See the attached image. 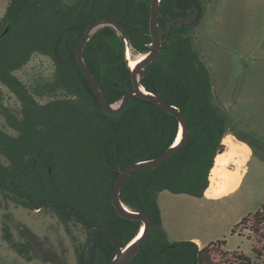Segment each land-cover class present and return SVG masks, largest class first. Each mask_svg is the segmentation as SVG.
Returning <instances> with one entry per match:
<instances>
[{
    "label": "trees",
    "instance_id": "1",
    "mask_svg": "<svg viewBox=\"0 0 264 264\" xmlns=\"http://www.w3.org/2000/svg\"><path fill=\"white\" fill-rule=\"evenodd\" d=\"M151 4V0H74L69 4L9 0L0 19V37L8 29L0 39V114L17 132L14 136L0 128V155L6 159V163L0 161V210L10 203L49 210L69 235H73L72 225H83L87 239L76 249L78 264H89L100 229L108 230L120 247L137 237L142 222L118 215L112 203L114 182L129 166L161 156L180 133L175 115L137 96L120 114H107L77 60L79 41L90 25L103 19L119 23L126 40L105 26L94 32L82 52L108 103L119 104L133 88L127 50L145 55L152 48ZM193 10L198 18L186 24ZM204 16L202 0L160 2L162 48L147 66L142 85L185 115L189 139L162 166L134 173L121 187L125 206L145 210L152 221L150 238L128 264L252 262L242 253L222 250L225 241L203 248L193 241L171 242L163 227L160 193L204 198L215 158L225 151L223 140L234 135L231 117L218 101L211 71L195 45L193 31ZM180 20L182 26L177 25ZM169 22L174 24L165 41ZM35 54L48 57L55 67L53 81L41 91L61 96L46 103L15 75ZM2 87L20 102V115L5 106ZM247 224L256 234L264 230V205L243 218L232 234ZM3 230L12 247L29 253L30 241L19 247L11 240L8 225ZM253 251L256 258H264L256 243ZM116 253L109 238L100 233L93 264H110Z\"/></svg>",
    "mask_w": 264,
    "mask_h": 264
},
{
    "label": "rangeland",
    "instance_id": "2",
    "mask_svg": "<svg viewBox=\"0 0 264 264\" xmlns=\"http://www.w3.org/2000/svg\"><path fill=\"white\" fill-rule=\"evenodd\" d=\"M63 1L69 4L74 0ZM202 2L205 16L193 31L196 48L211 71L218 101L231 117L233 134L245 140L256 154L248 163L243 185L231 197L209 201L206 197L162 192L159 201L165 229L170 241H192V238L205 244L225 241L222 250L242 253L252 260L251 264H264V258H256L253 251L256 243L264 253V230L256 234L247 224L232 234L243 218L264 205V0ZM8 4L9 0H0V16ZM127 56L129 60L142 57L130 50ZM54 74L52 61L40 54L15 72L41 103L61 96L41 91L42 86L53 81ZM2 89L5 106L20 115V102L7 88ZM0 128L17 135L1 114ZM0 161L6 163L1 155ZM5 224L11 240L19 247L31 242L29 253H20L5 239ZM71 230L73 235L66 232L49 210L4 204L0 210V264H78L76 249L85 243L87 232L81 224L72 225Z\"/></svg>",
    "mask_w": 264,
    "mask_h": 264
},
{
    "label": "water",
    "instance_id": "3",
    "mask_svg": "<svg viewBox=\"0 0 264 264\" xmlns=\"http://www.w3.org/2000/svg\"><path fill=\"white\" fill-rule=\"evenodd\" d=\"M151 19H150V33L152 37V45L151 51L144 55V58L140 60V62L132 69V80H133V88L130 89L123 97L122 101L117 105H111L108 103L105 93L103 90L97 85L89 67L86 65L83 59V47L89 41L90 37L94 34V32L102 27L110 26L116 29L126 40V33L124 29L119 25L116 20L111 19H103L98 20L89 26L86 30L84 36L79 41L77 47V60L82 66L85 76L88 80L90 87L94 90V92L99 97V102L103 107L104 111L109 115H117L124 111L127 107L129 100L133 96H137L142 99L149 100L156 104L158 107L164 109L165 111L175 115L180 123V131L182 133L181 140L176 142L172 147L166 150L161 156L156 159L136 163L128 168H126L120 176L116 179L113 186V194H112V203L114 208L116 209L118 215L124 219L140 221L142 222V226H144V233L139 240H133L125 247H120L117 245L115 238L112 234L105 229H100L97 233V237L92 244V249L89 257V264H93L94 262V254L98 242V236L100 233L105 234L110 242L116 247L117 253L115 258L110 262V264H128L140 251L142 245H144L148 239L150 238L152 231V221L150 216L145 212V210L141 209L140 211H132L121 201L120 198V190L127 178L133 175L136 172H140L143 170H152L162 166L172 155L182 149L189 139V128L188 122L185 115L176 107L169 105L164 99L159 96H156L148 91L142 85V80L147 72V66L151 64L159 55L162 48V35L159 29V14H160V2L161 0H151ZM197 16V12H194L192 15V20L185 22L186 24H191ZM174 22H169L166 31L167 40L169 31L173 26ZM183 22L177 24L178 26H182ZM8 29L3 33L1 37L7 34ZM0 37V39H1ZM129 60V59H128ZM130 62V61H129ZM131 67V66H130ZM141 226V228H142ZM141 230V229H140ZM138 236V235H137Z\"/></svg>",
    "mask_w": 264,
    "mask_h": 264
},
{
    "label": "bare ground",
    "instance_id": "4",
    "mask_svg": "<svg viewBox=\"0 0 264 264\" xmlns=\"http://www.w3.org/2000/svg\"><path fill=\"white\" fill-rule=\"evenodd\" d=\"M143 58L144 55L137 60L130 59L131 68H135ZM181 136L180 131L176 142L181 140ZM223 144L225 145V151L215 158L214 167L209 176L210 185L205 192L207 199L220 198L234 193L241 183L246 165L250 160L251 149L233 135H227L223 140ZM143 233L144 226H142L135 240H139Z\"/></svg>",
    "mask_w": 264,
    "mask_h": 264
},
{
    "label": "crops",
    "instance_id": "5",
    "mask_svg": "<svg viewBox=\"0 0 264 264\" xmlns=\"http://www.w3.org/2000/svg\"><path fill=\"white\" fill-rule=\"evenodd\" d=\"M6 9H7V8H6ZM5 12H6V10L3 11L2 15L0 16V18H2V17L4 16ZM234 137H235V136H234ZM235 138H236V137H235ZM236 139H237V138H236ZM237 140H238V139H237ZM239 141H240V140H239ZM241 142L245 143V144L249 147V149H251V151H252V147H251L248 143H246L245 141H241ZM252 157H253V151L251 152L250 160L252 159ZM250 160H249V161H250ZM248 163H249V162H248ZM247 168H248V164L246 165V170H245V172H244V174H243V176H242L241 183H240L238 189H237L234 193H231V194H229V195H227V196H223V197H220V198L208 199V200H209V201H219V200L225 199V198H227V197H231L232 195H234L235 193H237V191H238V190L240 189V187L243 185L244 177H245V175H246V173H247ZM160 195H161V193H160ZM159 197H160V196H159ZM159 205H160V208H161L163 227H164V229H165V216H164L163 209H162V207H161V203H160V201H159ZM165 230H166V229H165ZM166 232L168 233L167 230H166ZM168 237H169V233H168ZM191 240H192L193 242H195L197 245H200L199 247H203V246L209 244V243H207V244L203 243L199 238H192ZM171 242H173V241H171Z\"/></svg>",
    "mask_w": 264,
    "mask_h": 264
},
{
    "label": "flooded vegetation",
    "instance_id": "6",
    "mask_svg": "<svg viewBox=\"0 0 264 264\" xmlns=\"http://www.w3.org/2000/svg\"><path fill=\"white\" fill-rule=\"evenodd\" d=\"M194 12H196V11H194V10H193V12H191V14L193 15V14H194ZM255 154H256V153H255V152H253V156H254Z\"/></svg>",
    "mask_w": 264,
    "mask_h": 264
}]
</instances>
